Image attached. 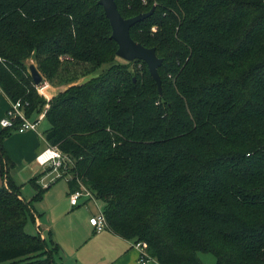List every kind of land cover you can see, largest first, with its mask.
I'll return each instance as SVG.
<instances>
[{
  "label": "trees",
  "instance_id": "trees-1",
  "mask_svg": "<svg viewBox=\"0 0 264 264\" xmlns=\"http://www.w3.org/2000/svg\"><path fill=\"white\" fill-rule=\"evenodd\" d=\"M115 3L124 19L154 7L130 36L162 59L161 95L144 62L116 56L97 0H0V91L27 118L48 105L44 140L70 162L58 179L94 194L112 234L158 264L206 253L264 264V0ZM30 64L65 89L46 101ZM11 131L0 132V264H60L58 245L27 230L49 187L21 197Z\"/></svg>",
  "mask_w": 264,
  "mask_h": 264
},
{
  "label": "crops",
  "instance_id": "crops-1",
  "mask_svg": "<svg viewBox=\"0 0 264 264\" xmlns=\"http://www.w3.org/2000/svg\"><path fill=\"white\" fill-rule=\"evenodd\" d=\"M50 84L38 87L41 95L47 96ZM46 86L45 94L40 90ZM10 101L0 91V120L4 117ZM45 114L37 123L35 131L18 133L11 131L3 141L4 150L13 163L9 176L15 184L20 186L21 197L29 202L33 196V183L31 179L39 176L35 183L47 188L43 198L33 204L36 215L32 230L39 231L42 237L53 241L59 247L56 262L60 264H140L139 253L132 246L133 241L125 240L104 230L95 232L88 220L96 213L95 206L90 201L80 200L75 207L69 202V189L67 183L54 185L56 181L49 180L53 172H46L49 167L40 166L36 157L48 148L44 134L38 130V125L45 120ZM36 121V118H29ZM4 130L0 125V132ZM47 130V127H46ZM45 130V131H46ZM44 131V132H45ZM48 179V182H46ZM56 180H59L58 178ZM0 184H5L0 176ZM54 185V186H53ZM29 186L30 188H28ZM28 188V189H27ZM146 264H158L152 258Z\"/></svg>",
  "mask_w": 264,
  "mask_h": 264
},
{
  "label": "built area",
  "instance_id": "built-area-1",
  "mask_svg": "<svg viewBox=\"0 0 264 264\" xmlns=\"http://www.w3.org/2000/svg\"><path fill=\"white\" fill-rule=\"evenodd\" d=\"M26 105L27 104L23 105L21 101L10 102L4 117L0 120L1 127L4 129L14 128V130L18 133L35 131L37 128V123L42 117H39L36 121H32L27 118L24 112ZM47 107L48 105H45L43 113L40 116L45 114V109ZM66 160H68L67 156L61 154L58 150L51 147H48L36 157L37 163L42 167H51L52 172L56 174L57 178L61 177L59 169L64 168ZM80 200L93 202L97 210L96 213L89 218L88 222L95 232L104 231L107 226L103 207H99L100 202L95 198L94 194L81 183H79V188L77 190L69 193V202L71 206H77ZM132 246L139 253L140 264H146L147 260L150 259L147 253L146 244L143 242H133Z\"/></svg>",
  "mask_w": 264,
  "mask_h": 264
},
{
  "label": "water",
  "instance_id": "water-1",
  "mask_svg": "<svg viewBox=\"0 0 264 264\" xmlns=\"http://www.w3.org/2000/svg\"><path fill=\"white\" fill-rule=\"evenodd\" d=\"M102 6L104 14L108 19L111 28V39L117 44L116 56L124 61H142L147 66L152 79L155 81L158 93L161 95V79L158 74V67L162 59L156 54L155 48H147L135 42L130 36V29L135 24L143 21L154 12V7L147 13H141L134 17L124 19L117 9L115 0H97ZM28 72L35 87L41 86L43 77L34 64L28 66Z\"/></svg>",
  "mask_w": 264,
  "mask_h": 264
},
{
  "label": "rangeland",
  "instance_id": "rangeland-1",
  "mask_svg": "<svg viewBox=\"0 0 264 264\" xmlns=\"http://www.w3.org/2000/svg\"><path fill=\"white\" fill-rule=\"evenodd\" d=\"M81 70L82 69H80V68H77V69H71V72H73V73H75V74H78V73H80L81 72ZM96 74L95 73H93V74H90V75H88V76H86V77H80L79 79H77L75 82H74V84H81V83H84V82H86V81H88L89 79H91V78H93V76H95ZM62 78V77H61ZM46 82H48V81H46L45 79H44V81H43V83L41 84V85H43V84H45ZM58 82V80H53V81H50V88H49V91H51V88H52V90H54V91H52L51 93H46V92H44L47 88H46V86H43V88H41L40 90L42 91V93L43 94H47V96H44V95H41L39 92H38V90H37V93L39 94V95H41L42 97H44L45 98V100L46 101H49L51 98H53L54 96H56V94L59 92V91H61V90H64L65 89V86H59V84H56ZM71 85H73V84H71ZM66 88H67V86H66ZM36 89H38V87H36ZM43 113V111H41L39 114L38 113H34V114H32V118H36V119H38L39 117L38 116H40L41 114ZM46 127H47V129H48V127H49V124H48V122H47V120L45 119V120H42L40 123H39V125H38V130L39 131H41V134L43 133L44 134V131L46 130ZM65 166L64 167H66V166H68V168L70 167V162H69V160H66L65 161ZM48 169L49 168H46V169H44L46 172H52V170L51 171H48ZM52 179H53V181H56L55 183H54V185H64V184H66V180L65 179H59V180H56L57 179V176H56V174L54 173V174H52V175H50L49 176V180H51L52 181ZM35 180H36V178H33V179H31L30 180V182L31 183H35ZM46 182H48V179H47V181ZM0 185H2V184H0ZM4 185V187L6 186V184H3ZM53 185V186H54ZM28 188H30L29 186H27ZM27 188V189H28ZM91 202V201H90ZM91 205L94 207L95 205L93 204V202H91ZM99 207H101L102 208V205L99 203ZM95 208H96V206H95ZM27 230L29 231V232H32L33 230H32V227L31 226H29V227H27ZM199 256V258H200V260L202 261V263L203 264H214L215 263V258H214V256L213 255H211V254H209V253H206V254H199L198 255ZM56 255H55V259H56Z\"/></svg>",
  "mask_w": 264,
  "mask_h": 264
}]
</instances>
